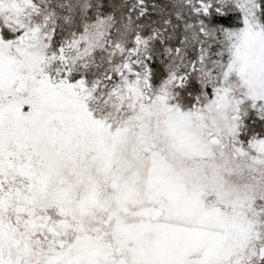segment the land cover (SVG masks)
<instances>
[{"label": "snow or ice", "instance_id": "obj_1", "mask_svg": "<svg viewBox=\"0 0 264 264\" xmlns=\"http://www.w3.org/2000/svg\"><path fill=\"white\" fill-rule=\"evenodd\" d=\"M0 264H264V0H0Z\"/></svg>", "mask_w": 264, "mask_h": 264}]
</instances>
